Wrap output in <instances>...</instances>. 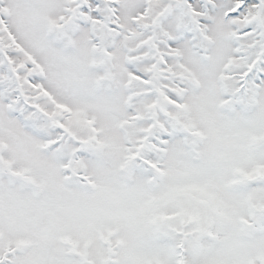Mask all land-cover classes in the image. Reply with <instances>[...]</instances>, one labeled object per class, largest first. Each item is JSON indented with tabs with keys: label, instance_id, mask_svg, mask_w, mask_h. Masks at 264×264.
Returning <instances> with one entry per match:
<instances>
[{
	"label": "snow or ice",
	"instance_id": "snow-or-ice-1",
	"mask_svg": "<svg viewBox=\"0 0 264 264\" xmlns=\"http://www.w3.org/2000/svg\"><path fill=\"white\" fill-rule=\"evenodd\" d=\"M0 264H264V0H0Z\"/></svg>",
	"mask_w": 264,
	"mask_h": 264
}]
</instances>
